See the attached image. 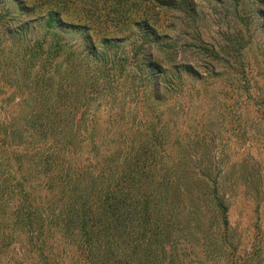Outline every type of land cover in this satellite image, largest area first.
Listing matches in <instances>:
<instances>
[{
    "label": "trees",
    "instance_id": "1",
    "mask_svg": "<svg viewBox=\"0 0 264 264\" xmlns=\"http://www.w3.org/2000/svg\"><path fill=\"white\" fill-rule=\"evenodd\" d=\"M14 1L20 14L0 17L14 36L7 55L0 42V264H189L213 232L205 215L225 229L229 207L221 176L191 169L174 149L190 136L180 109L195 106L182 73L203 99L223 83L230 107L240 103L241 145L264 146V133L248 136L252 123L264 128L251 42L200 38L198 50L231 74L211 67L197 78L188 63L181 71L170 32L184 18L194 24L202 0ZM238 19L248 29L249 16ZM41 22L49 50L29 38ZM60 30L80 33L81 43H64ZM251 155L244 148L233 168L255 166ZM222 250L216 264H237Z\"/></svg>",
    "mask_w": 264,
    "mask_h": 264
},
{
    "label": "rangeland",
    "instance_id": "2",
    "mask_svg": "<svg viewBox=\"0 0 264 264\" xmlns=\"http://www.w3.org/2000/svg\"><path fill=\"white\" fill-rule=\"evenodd\" d=\"M259 12H264V0L198 1L197 10L193 14L195 23L190 25V19L184 18L177 22L178 25L174 31L170 32L173 39L171 43L178 47L177 62L181 65L179 67L181 68L182 65L188 63L198 74L197 78L201 75L203 79L210 77L211 67L215 68L217 75L230 73L231 71L226 70L222 63L208 59L207 55L198 50L201 46L200 38L203 42L221 45L225 40L224 35H241L251 42L250 58L256 59V64H253L255 81L259 83L260 93L264 94V75L259 69L264 67L262 58L264 14H259ZM4 14L13 16L20 14L16 1L0 0V17ZM238 16H249L248 29L241 25ZM37 24L39 26L30 32L29 38L43 40L46 49L49 50L48 42L50 40L47 26L43 22ZM8 26L0 25V42L7 44V47H4L6 55L9 54L14 38L12 34L7 33ZM12 26H14L13 23ZM59 36L67 44L78 45L82 41V35L74 30H60ZM185 46L190 47L182 49ZM181 71L184 72L182 68ZM182 79L193 95L195 106L193 111L189 113L185 109H180L178 122L189 118L190 127L196 126L197 128L195 130L190 128L188 132L186 131L187 135H190L189 137L179 135L182 144L180 147L174 146V149L177 150V154L179 153L178 150H181L190 156L191 169L197 168L196 171H206L205 169L209 167L214 176H221L219 194L226 200L229 207L227 216L229 222L225 229L218 224L212 228L214 215H205L206 222L209 221V223L203 230L208 234L213 231L211 238L209 242H205V249L199 242L195 244V253L192 252V257L188 263L216 264L212 258L214 257L213 252L215 253L219 247H224L222 252H226L227 259L237 261V264H244L247 259L254 260L255 264H264V176L260 174L257 166L262 156L264 157V146L257 143L252 144L250 142L252 139L245 145H241L243 138H241V128H238L243 117L241 109L238 108L240 103L235 107H230L231 101L226 100L223 95L221 96V93L227 90L223 83L208 89L209 94L203 99V96L197 95L200 90L199 82L193 83L184 73H182ZM224 102L226 104L222 106ZM205 104H207L206 107ZM96 108L98 111L102 110L99 106ZM185 114L189 115L185 116ZM93 115L95 116V114ZM250 122L248 120V123ZM182 129L180 127L179 130ZM262 133H264V128L260 129L257 124L252 123V127L248 129V136L251 138L260 137ZM199 140L203 141V145L196 144ZM244 148L252 154L250 157L255 166L248 164L241 169L233 168L234 164L238 163V155ZM245 164L247 163L245 162ZM199 259H202L201 261L204 263Z\"/></svg>",
    "mask_w": 264,
    "mask_h": 264
}]
</instances>
